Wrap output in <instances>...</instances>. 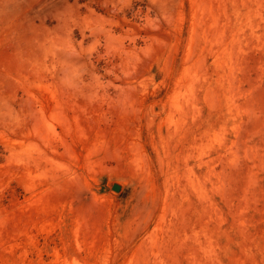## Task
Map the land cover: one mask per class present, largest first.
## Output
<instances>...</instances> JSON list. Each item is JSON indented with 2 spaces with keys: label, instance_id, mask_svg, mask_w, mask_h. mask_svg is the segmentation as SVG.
Returning a JSON list of instances; mask_svg holds the SVG:
<instances>
[{
  "label": "rangeland",
  "instance_id": "rangeland-1",
  "mask_svg": "<svg viewBox=\"0 0 264 264\" xmlns=\"http://www.w3.org/2000/svg\"><path fill=\"white\" fill-rule=\"evenodd\" d=\"M0 264H264V0H0Z\"/></svg>",
  "mask_w": 264,
  "mask_h": 264
},
{
  "label": "water",
  "instance_id": "water-1",
  "mask_svg": "<svg viewBox=\"0 0 264 264\" xmlns=\"http://www.w3.org/2000/svg\"><path fill=\"white\" fill-rule=\"evenodd\" d=\"M112 190L115 191V192H118V191H120V186L114 184V185L112 186Z\"/></svg>",
  "mask_w": 264,
  "mask_h": 264
}]
</instances>
